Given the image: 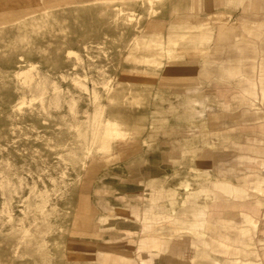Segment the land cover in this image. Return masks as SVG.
<instances>
[{"label": "rangeland", "instance_id": "rangeland-1", "mask_svg": "<svg viewBox=\"0 0 264 264\" xmlns=\"http://www.w3.org/2000/svg\"><path fill=\"white\" fill-rule=\"evenodd\" d=\"M263 235L264 0H0V264H264Z\"/></svg>", "mask_w": 264, "mask_h": 264}, {"label": "crops", "instance_id": "crops-1", "mask_svg": "<svg viewBox=\"0 0 264 264\" xmlns=\"http://www.w3.org/2000/svg\"><path fill=\"white\" fill-rule=\"evenodd\" d=\"M246 121H242V122H238L237 124L238 125H241V124H244ZM242 126V125H241ZM223 163H221V164H225V162H224V160L222 161ZM235 184H237V183H235ZM242 189V188H241ZM237 189L236 188H230V189H228V191H225L224 192V194L222 195L221 193V196H224V197H226V199L228 200V199H232V201H234L233 203H234V208H239V207H241V206H245V208H248V210H246V211H255L254 210V207L256 206V205H254L252 202H253V200L252 201H250V200H246V199H239V197L237 196V195H235V194H233V193H236V192H234V191H236ZM241 191V190H240ZM242 192H248L247 194H249V195H252V193H251V191L250 190H247V189H245V190H242ZM251 197V196H250ZM231 201V202H232ZM225 213H226V211H225ZM251 220H254V219H252V218H250ZM247 221V220H246ZM254 224H256V221L254 220V222H253V224H251L252 226H255ZM261 240H264V235H263V237H261L260 238ZM259 239V240H260ZM260 240V241H261ZM258 241V238H256V242ZM258 243V242H257ZM262 247V246H261ZM261 250H262V248L261 249H258V251H259V253L261 252Z\"/></svg>", "mask_w": 264, "mask_h": 264}, {"label": "bare ground", "instance_id": "bare-ground-1", "mask_svg": "<svg viewBox=\"0 0 264 264\" xmlns=\"http://www.w3.org/2000/svg\"><path fill=\"white\" fill-rule=\"evenodd\" d=\"M29 71V70H28ZM23 74H26L25 76L26 77H29L28 76V72H25V73H23ZM32 78V77H31ZM26 80V79H25ZM32 80V79H31ZM24 84V83H23ZM25 85H27V84H25ZM250 224H253V222H254V220H251L248 216H247V219H246ZM27 232V231H26Z\"/></svg>", "mask_w": 264, "mask_h": 264}]
</instances>
